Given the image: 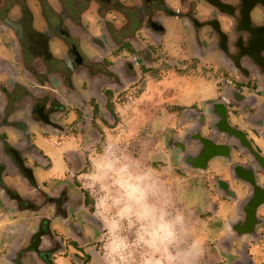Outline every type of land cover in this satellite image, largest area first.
<instances>
[{"label": "flooded vegetation", "instance_id": "obj_1", "mask_svg": "<svg viewBox=\"0 0 264 264\" xmlns=\"http://www.w3.org/2000/svg\"><path fill=\"white\" fill-rule=\"evenodd\" d=\"M166 72L215 82L219 95L162 108L178 117L148 138L151 154L174 174L176 201L196 214L218 264H264L250 251L264 238V154L255 142L264 145V0H0V214L13 224L0 264H106L105 228L77 177L104 129L121 126L116 105ZM231 116L244 118L253 140ZM38 137L76 141L61 178L40 180L52 163ZM201 140L244 161L251 179L231 180L239 195L210 180L208 165L195 166L209 155ZM211 196L234 205L231 221L216 219Z\"/></svg>", "mask_w": 264, "mask_h": 264}, {"label": "rangeland", "instance_id": "obj_2", "mask_svg": "<svg viewBox=\"0 0 264 264\" xmlns=\"http://www.w3.org/2000/svg\"><path fill=\"white\" fill-rule=\"evenodd\" d=\"M194 104L200 101L199 95L186 97ZM184 100V101H185ZM117 134L104 129V140L97 148L89 151L87 166L78 175V186L84 188L92 211L98 216L104 230L99 254L106 264H218V256L207 252L205 239L201 238L200 224L196 214L182 208L176 201L174 174L165 164L154 158L149 149L152 143L139 138V130L129 133L128 121L120 119ZM127 140V141H124ZM128 140H132L128 141ZM75 144H73L74 150ZM87 159V158H86ZM53 161V160H52ZM86 164V163H85ZM135 185L144 193L140 204L130 200L127 185ZM174 185V186H173ZM118 201V203H117ZM143 204L154 210L156 224H171L172 236L163 239V233L153 239L145 235L138 239L141 224L136 213ZM131 207L132 212L121 217V209ZM179 217V221H177ZM162 218V219H161ZM113 222L118 230L110 231ZM151 227L148 231H152ZM123 239L127 247L113 252V240ZM171 258V259H170Z\"/></svg>", "mask_w": 264, "mask_h": 264}, {"label": "crops", "instance_id": "obj_3", "mask_svg": "<svg viewBox=\"0 0 264 264\" xmlns=\"http://www.w3.org/2000/svg\"><path fill=\"white\" fill-rule=\"evenodd\" d=\"M197 86L202 89L196 90ZM218 91L219 90L215 89V82H205L198 78L189 79L183 75L175 77V75H173L171 72H166L162 73L157 79H146L143 93L138 95H130V100L125 107L121 108L120 106L116 105L115 108L116 113L121 116L120 118L128 120L127 128L129 133L138 129L139 135L147 141L148 138L152 140L153 137L158 133L160 134L162 130L170 129L175 125V119L178 117V115H175L172 109H162L165 108L169 103H173L174 101L178 103L183 102L185 99H187L186 97L191 98L192 95H199L201 99L198 102H200L201 105L210 99L217 97L219 95ZM110 100L113 101L112 99ZM185 102H188V100H185ZM178 103L177 105H179ZM230 111L232 114H234L233 110L230 109ZM243 120V117L236 118L231 116L230 122L233 125L242 127L241 129L247 132L248 139L253 140L254 138L251 134L252 131L248 126H246V123ZM119 124L120 123L114 125V134H117L120 130ZM191 136L193 139H198L199 134L197 129L196 131H192ZM34 140L35 145L42 151L44 157L46 159L49 158L52 163V165H50L46 171L39 170L38 175L40 180L42 179V181H46L50 178H61L66 168L62 161L63 155L65 156V154H67L68 151L72 149V144H76V141L63 139L62 141L59 140L60 142L56 143L41 137L35 138ZM155 142H157V139H155ZM255 142L259 145L264 154V145L261 144L260 141ZM205 143L208 145L207 152L209 155H207V157H199L196 155L197 157L193 159V163L199 169H204L205 166L208 165V171L206 175L210 180L216 177L226 180L229 183V191H234L237 195H239L240 189L236 184L237 181L231 180L233 174L241 180L251 179V173L246 167H244V161L237 160L236 156L234 155L231 156V158H227L228 154L225 149L214 146L212 143ZM175 147L179 148L180 145L176 144ZM236 161L240 165H234V167H232L231 164L236 163ZM262 199H264V193L258 194L257 200ZM210 200L218 201L216 202L217 207L214 213L216 219H222V221H231L230 217L232 216V208L234 205L226 200L217 199L214 196H211ZM186 203L188 202L186 201ZM4 215L5 214L2 213L0 214V226H4L5 228L1 229L0 227V246L4 245L3 239L6 241L8 238L9 241V239L12 237L10 236L11 231L9 227L11 225L13 226V224L5 222V217L3 218ZM224 232L225 229H221L220 236L224 234ZM250 251L252 254L256 255L259 260L264 262V238L258 240L255 245L250 246Z\"/></svg>", "mask_w": 264, "mask_h": 264}, {"label": "clouds", "instance_id": "obj_4", "mask_svg": "<svg viewBox=\"0 0 264 264\" xmlns=\"http://www.w3.org/2000/svg\"><path fill=\"white\" fill-rule=\"evenodd\" d=\"M126 191H127L128 198L130 200H135L137 204H140L141 201L144 199V193L139 188H137L135 185L128 184ZM131 212H132L131 207H125L121 209L119 215L121 217H125L129 215ZM153 213H154V210L146 204H143L141 206V210L136 213L138 221L146 222V223L141 224V232L138 233V239L141 241H144L145 243L150 244V246H152V242L145 240V235L150 236L153 239L158 238L160 233L164 234L162 237L163 239H167L168 237L172 236V231H171L172 225L165 224V223H161L157 225ZM179 219L180 218L177 217V221H179ZM149 227L153 229L150 232L148 231ZM117 230H118V224L116 222H113L111 225L110 231L115 232ZM125 247H127V245L124 242V240L117 238L113 240L112 245H111V250L113 252H119Z\"/></svg>", "mask_w": 264, "mask_h": 264}]
</instances>
